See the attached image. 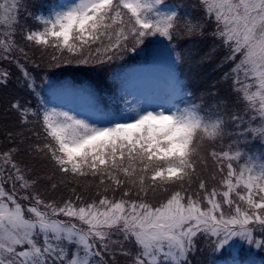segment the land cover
<instances>
[{
  "label": "snow or ice",
  "instance_id": "obj_1",
  "mask_svg": "<svg viewBox=\"0 0 264 264\" xmlns=\"http://www.w3.org/2000/svg\"><path fill=\"white\" fill-rule=\"evenodd\" d=\"M0 264H264V0H0Z\"/></svg>",
  "mask_w": 264,
  "mask_h": 264
}]
</instances>
